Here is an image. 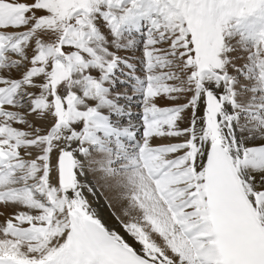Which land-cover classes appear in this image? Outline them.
Wrapping results in <instances>:
<instances>
[{"label":"snow or ice","instance_id":"obj_1","mask_svg":"<svg viewBox=\"0 0 264 264\" xmlns=\"http://www.w3.org/2000/svg\"><path fill=\"white\" fill-rule=\"evenodd\" d=\"M0 264H264V0H0Z\"/></svg>","mask_w":264,"mask_h":264}]
</instances>
